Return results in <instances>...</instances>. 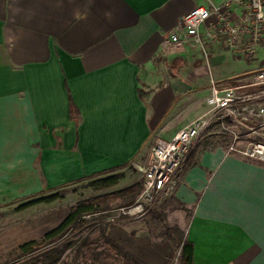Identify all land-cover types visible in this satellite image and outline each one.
<instances>
[{"label": "crops", "instance_id": "crops-1", "mask_svg": "<svg viewBox=\"0 0 264 264\" xmlns=\"http://www.w3.org/2000/svg\"><path fill=\"white\" fill-rule=\"evenodd\" d=\"M204 3L0 0V202L141 168L158 138L206 114L212 87L231 85L235 73L205 84L201 46L162 48L166 33ZM206 32L204 47L220 68L226 54L252 60ZM256 57L264 64V46ZM228 137L216 123L197 140L175 194L161 215L151 213L162 219L158 235L144 218L107 234L146 264H172L186 241L194 264H264V163L229 153Z\"/></svg>", "mask_w": 264, "mask_h": 264}, {"label": "built area", "instance_id": "built-area-1", "mask_svg": "<svg viewBox=\"0 0 264 264\" xmlns=\"http://www.w3.org/2000/svg\"><path fill=\"white\" fill-rule=\"evenodd\" d=\"M202 1L205 3L182 16L177 26L166 33L162 48L165 51L193 46L205 49L201 29L206 27L205 37L209 41L223 40L235 55L253 59L264 46V0ZM207 103L206 114L194 119L173 138L155 141L144 167L142 193L134 204L120 211L143 218L157 204L169 200L176 192L197 140L216 123L231 138L229 153L264 163V143L246 139L256 134L260 129L258 122L264 121V69L248 84L213 86Z\"/></svg>", "mask_w": 264, "mask_h": 264}, {"label": "trees", "instance_id": "trees-1", "mask_svg": "<svg viewBox=\"0 0 264 264\" xmlns=\"http://www.w3.org/2000/svg\"><path fill=\"white\" fill-rule=\"evenodd\" d=\"M230 84L235 83L232 81ZM125 167L119 166L109 171L85 176L69 185L89 181V186L94 192H107L117 188L121 180L125 179L126 173L123 171ZM66 187L45 189L29 197L1 204L0 207L4 208L23 202L15 208L16 212H20L38 204H52L61 198L60 192ZM142 190L143 181H139L128 188L78 201L70 208L68 216L56 228L48 231L43 238L38 241H28L16 248V258L24 260L17 264H58L59 262L61 264H146L113 240L101 225L95 226L97 228L77 239H69L68 236L86 224V217H97L110 210L114 203L122 202L124 206L134 204ZM100 216L106 217L105 214ZM96 220L95 218L93 221ZM172 229L166 226L168 233ZM48 246L50 248H47ZM68 249H71L70 254L72 255L62 259L63 253ZM193 262L194 247L191 242L186 241L181 249L178 264H194Z\"/></svg>", "mask_w": 264, "mask_h": 264}, {"label": "rangeland", "instance_id": "rangeland-1", "mask_svg": "<svg viewBox=\"0 0 264 264\" xmlns=\"http://www.w3.org/2000/svg\"><path fill=\"white\" fill-rule=\"evenodd\" d=\"M196 54L198 56L197 61H198L200 79L205 84H210L212 81L214 82V80L217 79V75L219 74V72H224L225 76H228L229 74L233 75L235 73L230 80H233L235 83L248 84L252 82V79L256 75L257 72L264 69V64L256 63L258 62V60L260 61V58H257V57H256L257 59L253 58L249 62L243 61L246 64L245 68L242 67L241 69L237 70V72H235L238 66L243 65V62L239 60H233L231 56H229L228 54H226L227 60L225 62V65H223L221 68L219 67L218 64H215V61L213 60V55H211L208 48L207 49L200 48V51L196 52ZM219 86L220 87L229 86V84L225 83ZM257 126H259L257 128H260L258 132L256 134L247 136L246 139L249 141L264 143V121H262L261 123L258 122ZM244 132L245 131H243V133ZM228 140L230 143L231 138L229 139L228 137ZM150 153L145 161L144 166H142L141 168L135 167V169L130 168L129 170H126L127 172L125 173L128 174L129 176L128 180L130 181H128L129 184H127L126 179L121 180L120 182V184L122 185V186L120 185L121 187L119 186L107 192L99 193V192H94L91 189V187L89 186V181H84L81 183L68 185L66 188L61 190L60 192L61 198L52 204H38L25 211H20V212H16L15 208H17V206H19L20 204L22 205L23 202H20V203L18 202L14 205L4 207V208L0 207V264H17L18 262L24 261L23 259L16 258V252H15L16 248L26 243L27 241H32V240L38 241L41 238H43L44 235L49 230H53L54 228H56L66 218V216H68L70 212V208L74 206L78 201H81L83 199L90 198L93 196H97L103 193H110L111 191L124 189L126 188L125 185H128L127 186L128 188L134 185L135 183H138L139 181H143L144 180V167L150 157ZM38 192H35V193H38ZM35 193H31L29 195L19 197L16 199H23ZM12 200H7V201L4 200L5 202H0V205L7 203V202H11ZM167 201L168 200L160 204H157L152 210H150L146 214L145 217H143L144 219H146V223L155 224V226L152 225L153 227L152 230L155 235H158L160 233L161 230L159 227L161 225L160 223L162 222H160L161 220L159 219V217L158 219H155L153 216H151V213L157 210L158 214L161 215L163 211L162 207L159 210L157 208L161 206L162 204L166 203ZM123 207H127V206H124L122 202L114 203L112 204V208L110 210L103 213L106 215V217L100 216L103 214H99L97 215V217L96 216L86 217L85 219L87 221L86 224L80 230L75 231L71 233L70 235H68L69 239H77V237H80L81 235H86L93 229L97 228L95 226L101 225L103 228L106 229L110 227L111 225H116L118 223L136 221V220L142 219V218L131 217L129 215L124 214V212L120 211V208L122 209ZM111 215H114V216L113 218L110 219ZM95 218L97 220L93 221L95 220ZM153 220H157V221L154 222ZM124 227L126 229H129L128 225ZM165 232L166 234L168 233L166 229H165ZM64 238H67V237H64ZM127 244L126 246L128 247ZM52 245L50 246L52 247ZM50 246H48L47 248H50ZM122 247L125 249L124 246ZM162 247L165 248L166 245L163 244ZM70 253H71V249L66 250L63 253L62 259H66L70 255H72ZM141 258H143V256ZM58 264H61V263L59 262ZM172 264H178V258L176 259L175 257Z\"/></svg>", "mask_w": 264, "mask_h": 264}]
</instances>
